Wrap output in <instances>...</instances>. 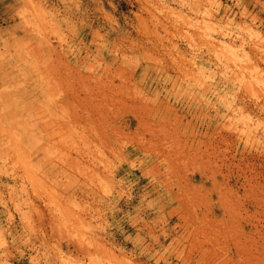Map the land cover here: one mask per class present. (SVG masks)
<instances>
[{"label": "rangeland", "instance_id": "374dc122", "mask_svg": "<svg viewBox=\"0 0 264 264\" xmlns=\"http://www.w3.org/2000/svg\"><path fill=\"white\" fill-rule=\"evenodd\" d=\"M0 264H264V0H0Z\"/></svg>", "mask_w": 264, "mask_h": 264}, {"label": "bare ground", "instance_id": "6f19581e", "mask_svg": "<svg viewBox=\"0 0 264 264\" xmlns=\"http://www.w3.org/2000/svg\"><path fill=\"white\" fill-rule=\"evenodd\" d=\"M71 175V174H70ZM66 177V176H65ZM71 177V176H70ZM67 178H69V177H67ZM70 180H73V178L72 179H70ZM70 180H69V182H70Z\"/></svg>", "mask_w": 264, "mask_h": 264}]
</instances>
